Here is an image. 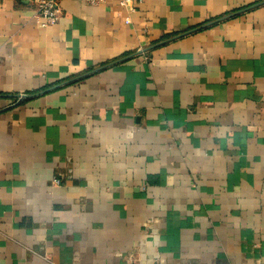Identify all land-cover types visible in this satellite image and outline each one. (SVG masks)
I'll return each mask as SVG.
<instances>
[{"label":"crops","instance_id":"obj_1","mask_svg":"<svg viewBox=\"0 0 264 264\" xmlns=\"http://www.w3.org/2000/svg\"><path fill=\"white\" fill-rule=\"evenodd\" d=\"M134 2L0 0V264H264V0Z\"/></svg>","mask_w":264,"mask_h":264},{"label":"built area","instance_id":"obj_2","mask_svg":"<svg viewBox=\"0 0 264 264\" xmlns=\"http://www.w3.org/2000/svg\"><path fill=\"white\" fill-rule=\"evenodd\" d=\"M81 2L90 4V5H103L107 4L112 0H79ZM122 6L127 8L129 11H135V2L134 0H118ZM62 14L60 0H37V7L35 16L40 20V23L43 27L53 26L58 23ZM127 22H130L127 19ZM55 183H61V179L56 178Z\"/></svg>","mask_w":264,"mask_h":264}]
</instances>
